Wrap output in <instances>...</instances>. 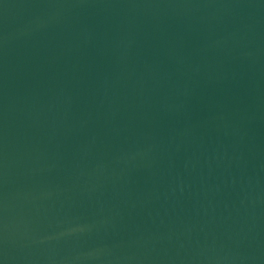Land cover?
Wrapping results in <instances>:
<instances>
[{
  "label": "water",
  "instance_id": "95a60500",
  "mask_svg": "<svg viewBox=\"0 0 264 264\" xmlns=\"http://www.w3.org/2000/svg\"><path fill=\"white\" fill-rule=\"evenodd\" d=\"M0 264H264V0H0Z\"/></svg>",
  "mask_w": 264,
  "mask_h": 264
}]
</instances>
